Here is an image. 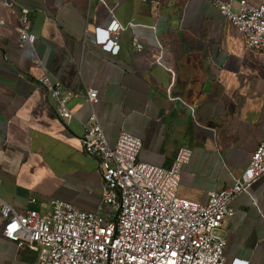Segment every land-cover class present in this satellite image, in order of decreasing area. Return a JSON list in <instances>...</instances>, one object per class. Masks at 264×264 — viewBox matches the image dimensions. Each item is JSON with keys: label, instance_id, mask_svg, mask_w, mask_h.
Returning a JSON list of instances; mask_svg holds the SVG:
<instances>
[{"label": "crops", "instance_id": "0c3cea01", "mask_svg": "<svg viewBox=\"0 0 264 264\" xmlns=\"http://www.w3.org/2000/svg\"><path fill=\"white\" fill-rule=\"evenodd\" d=\"M0 0V197L19 212L35 197L95 211L103 198L99 162L84 150L93 111L110 144L121 132L141 138L139 160L171 167L185 146L180 197L205 204L234 184L264 139V54L207 0ZM226 1V0H225ZM29 9L34 48L19 46L18 11ZM124 29L113 53L97 28ZM143 44L136 51L134 39ZM37 55L68 96L75 118L58 117ZM224 220L226 264H264V175L231 203ZM0 264H37L38 255L2 234Z\"/></svg>", "mask_w": 264, "mask_h": 264}, {"label": "built area", "instance_id": "2783aa9c", "mask_svg": "<svg viewBox=\"0 0 264 264\" xmlns=\"http://www.w3.org/2000/svg\"><path fill=\"white\" fill-rule=\"evenodd\" d=\"M245 37L246 47L264 54V0H207ZM5 9L14 6L2 0ZM30 11H18L19 46L34 48ZM3 21H0V24ZM124 29L114 20L107 29L97 28V43L117 53V38ZM136 51L144 46L134 39ZM43 75L44 87L58 117L64 122L75 118L68 96L54 82L35 55ZM86 96L93 108L82 121L86 154L99 162L104 187L103 198L95 211L73 203L52 199L47 204L31 197V207L19 212L0 197L2 234L37 253V264H226V238L221 233L224 220L234 215L232 201L264 175V139L233 185L209 193L205 204L179 196L183 166L192 150L181 147L169 168L139 160L141 138L121 132L110 144L95 110L99 90L89 87ZM231 264H248L235 259Z\"/></svg>", "mask_w": 264, "mask_h": 264}]
</instances>
